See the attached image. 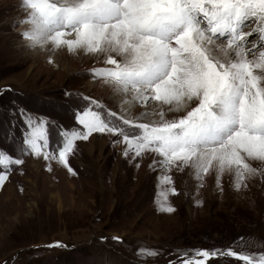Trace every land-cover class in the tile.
Masks as SVG:
<instances>
[{"label":"rangeland","instance_id":"obj_1","mask_svg":"<svg viewBox=\"0 0 264 264\" xmlns=\"http://www.w3.org/2000/svg\"><path fill=\"white\" fill-rule=\"evenodd\" d=\"M23 2L0 0V150L23 161L0 165L8 176L0 186V264H182L204 250L217 253L206 264H244L229 250L257 264L264 256V161L246 158L255 171L241 180L235 166L221 170L215 161L205 173L193 164L169 166L151 151L136 157L123 136L105 132L73 142L72 172L59 162L64 133L84 131L77 114L96 111L132 137L140 134L135 124L160 120H138L159 102L136 103L124 116L114 87L95 74L112 67L106 54L49 41L38 52L39 44L24 45L32 31L20 28H31L24 25L32 10ZM261 28L252 19L241 29L252 33L244 43L252 49L255 42L257 59ZM184 114L166 109L164 118ZM41 124L48 159L24 143ZM164 176L171 182L162 183ZM161 203L175 211L161 212Z\"/></svg>","mask_w":264,"mask_h":264},{"label":"snow or ice","instance_id":"obj_2","mask_svg":"<svg viewBox=\"0 0 264 264\" xmlns=\"http://www.w3.org/2000/svg\"><path fill=\"white\" fill-rule=\"evenodd\" d=\"M32 10L34 30L24 35L34 44L51 41L69 50L83 48L104 53L106 63L96 75L115 90L135 93L184 115L152 123H138V136L110 126L96 111H83L75 119L83 132L64 133L59 162L69 172L68 154L76 139L92 133L123 136L136 157L157 153L169 166L193 164L208 172L215 161L221 170L236 167L241 180L255 171L245 159L264 161V51L257 59L245 45L252 33L241 31L245 22L264 24V0H24ZM75 33V39H65ZM225 37L226 43L218 42ZM264 41V28L260 29ZM112 54L120 57L116 59ZM253 54L252 59L248 55ZM259 70V74L257 71ZM148 94V95H146ZM92 103H95L93 101ZM194 107H189L192 104ZM115 115V113H112ZM133 125L132 119H123ZM43 140V144H38ZM24 143L35 156L49 158L43 125ZM127 155V151L125 152ZM0 150V165H20ZM241 169L243 171H241ZM8 176L0 172V186ZM164 176L162 183H170ZM175 194V189L172 190ZM161 195H164L163 193ZM166 198V197H165ZM161 212L175 209L161 203ZM118 239V238H117ZM55 246H61L58 243ZM216 252L200 251L201 259L182 264H206ZM227 255L254 264L249 255L229 250ZM257 264H264V256Z\"/></svg>","mask_w":264,"mask_h":264},{"label":"bare ground","instance_id":"obj_3","mask_svg":"<svg viewBox=\"0 0 264 264\" xmlns=\"http://www.w3.org/2000/svg\"><path fill=\"white\" fill-rule=\"evenodd\" d=\"M28 9H30V8H28ZM28 9H26V10H28ZM28 20H31V19H28ZM24 26L31 27V28L24 29L22 27V28H20V31L27 32V31H30V30L31 31L34 30V25L30 21H28L27 25H24ZM217 39H218V42H221V43H226L227 42L226 40L222 41L219 38H217ZM23 40H24L23 44L27 45L28 47H30L31 45H34V46L36 45L29 38H25ZM49 42H51V41H49ZM49 42H47L46 44H48ZM42 44L37 45L34 51L38 52L40 50ZM248 59H252V57L249 56ZM104 79H106V78H102L101 80H104ZM103 82L108 83L107 81H103ZM146 95H148V94H146ZM111 97L113 99H115V101L117 103L120 104L119 112H120V114H123L124 116H127L129 111L132 110L135 107L136 103H139V102L141 103L142 102L145 105V102L147 101V99L139 98L135 93H132V92L124 93V92H120V91H117V90L114 91V93L111 95ZM166 109H168V106L163 105V104H161L159 102L158 106H153V107H151L150 110L143 109V111L139 114L138 120L140 122H147L146 118H150L151 122L153 120L156 121L160 117L161 113H163V114L165 113ZM147 123H149V122H147Z\"/></svg>","mask_w":264,"mask_h":264}]
</instances>
